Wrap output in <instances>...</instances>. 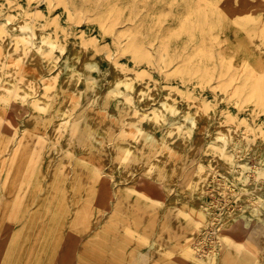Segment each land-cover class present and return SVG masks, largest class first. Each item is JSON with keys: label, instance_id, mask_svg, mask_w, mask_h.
Returning a JSON list of instances; mask_svg holds the SVG:
<instances>
[{"label": "rangeland", "instance_id": "374dc122", "mask_svg": "<svg viewBox=\"0 0 264 264\" xmlns=\"http://www.w3.org/2000/svg\"><path fill=\"white\" fill-rule=\"evenodd\" d=\"M20 18L41 27L37 42L25 59L7 55L3 67L15 64L16 83L26 76V87H40L42 95L59 78L49 107L38 106L41 95L34 93L35 105L21 119L14 106L19 86L13 97L0 96V264H169L194 217L175 219L182 207L168 203L163 185L148 176L163 144L146 141L148 129L139 135L144 118L129 91L99 87L100 71L114 60L127 74L159 83L160 92L177 88L188 116L204 109L249 118L250 148L264 134V78L251 73L247 65L257 59L246 47L264 34V0H0V28L10 30ZM177 116L148 124L166 140L164 128ZM64 118L67 129L55 132L53 122ZM186 140L183 163L172 160L183 187L199 165L187 156L195 134ZM128 142H136L130 154ZM132 165L142 175L121 182L116 174ZM237 206L241 216L219 264H262L264 206L242 195L233 200ZM154 241L174 253L152 255Z\"/></svg>", "mask_w": 264, "mask_h": 264}, {"label": "bare ground", "instance_id": "6f19581e", "mask_svg": "<svg viewBox=\"0 0 264 264\" xmlns=\"http://www.w3.org/2000/svg\"><path fill=\"white\" fill-rule=\"evenodd\" d=\"M244 9L245 6L243 5L238 10L242 13ZM40 28V26H36L27 21L25 22L24 18L17 19L13 28L10 30L0 28V96L6 97L9 94L11 95L12 88L15 85L19 86L17 90V97L19 100H16L17 103L16 105L14 104V106L18 107L17 113L20 119L21 116H25L27 109L35 105L33 100L34 93H38L39 96L41 95L38 97V106L48 108L50 103L54 100L53 97L58 90L56 84L59 77L54 75L56 73L53 74L56 81L50 85L49 91L44 93V96V94L42 95V89L40 90V87L32 89L26 87V76L21 75L19 77V82L16 83L18 80V78H16L18 69L15 64L9 62L6 69L3 67L7 55H13L20 59H25L27 55H29L31 47L37 42L36 37ZM42 41L45 43L46 39L42 38ZM64 45L62 49H64ZM246 48L248 56L251 57V59H257L247 65H250L251 73L255 76L256 80L264 78V76H261L264 74V61L261 60L264 58V34L261 32L260 35L255 37V41L254 39L250 40ZM108 63V67L100 71L102 83L99 87H109L113 90H119V87L123 86L124 90H128L133 98L134 104L138 107L137 113L139 115L143 114L142 117L144 118L139 124V135L144 130L147 131L148 129L146 141L151 139L163 144L152 165V168L154 169L156 167V170H153L154 172L148 176L163 185V190L168 195V203L182 207V217H175L177 221H183L185 223V220H190L192 219L191 217H194L195 220H190L189 222L194 225L192 228L190 227L179 234L180 238L178 239V245L180 247H178L177 250L179 252L175 258L170 260L169 264H219L221 255L223 254L225 240H227L229 236L228 232L235 227L238 218L241 216V209H239V206L231 207L233 200L242 195L247 200H251L253 205L259 204L264 206V134L260 133L261 139H258L256 143L252 145L250 144L249 148V146H246L247 136L249 135L252 124L248 121L249 118L239 117L231 111H229L230 115H226L224 111H222L221 115H218L212 110L205 112L204 109L195 113L194 116H188L187 109L181 110L179 107L180 99L178 97L179 91L177 88H167L165 91L160 92L159 83L156 81L150 84L149 81L141 78L142 75L127 74L121 69L118 61L113 60L108 61ZM78 67L79 68L76 69L77 71L80 70L78 72H84L82 71L85 70L83 61L78 63ZM13 95H11V97H13ZM5 99L9 100L10 98ZM129 101L130 100H128V102ZM205 101L207 106L212 103L207 97ZM150 105H152L151 110L146 111L147 107ZM170 112L178 116L177 120L171 121L164 128V131L167 132L165 140L156 130L151 129L148 123L149 120H158L162 122L165 118H168ZM213 119H215V123L212 124L211 121ZM24 122L26 123V120ZM64 122L68 123L69 119H56L53 122V124L56 125L55 132L60 133L64 128L67 129ZM191 133L195 134L196 140L187 156L189 155L193 160L199 158V165L196 168L197 172L193 182H190L191 186L183 187L181 185L182 183L180 184V181L177 179V175L174 174V171L180 170V168L179 166L176 167L174 163L172 164V160L178 158L182 160L183 163L184 156L181 152H185L189 144L186 137ZM135 143L136 142L126 143L128 147L127 154L131 153ZM110 149L112 150L111 152H113V148ZM249 149L250 151H248ZM39 159H41V157ZM165 159L166 162L164 161ZM65 167L68 168V166ZM140 168L141 167L138 168L134 165L128 166L124 173L121 174L119 172L120 175L116 174V176H118L119 180L123 183L134 182L142 175V173L138 171ZM192 172L195 173L194 170ZM167 178L171 182H169ZM77 182L79 181L77 180ZM77 182L74 181L73 184L75 183V186L79 185L80 183ZM105 184L104 190L109 189L110 180L106 179ZM184 186H186V184ZM207 195L212 198L210 200L205 199ZM72 199L75 200L74 197H72ZM88 203L90 204L91 202ZM81 216H83V214ZM88 227L90 228L92 226ZM97 236L99 238V235ZM194 240L196 242L195 245L189 244ZM108 241L109 240H107V243ZM259 243L261 246L260 260L261 263L264 264V236ZM73 244L72 247H74ZM209 247H211V250ZM122 251L124 252V250ZM133 251H135V249ZM150 251L152 255L159 257L174 253L168 245L166 247H161L158 241H154V243L150 245ZM198 258L203 260H198Z\"/></svg>", "mask_w": 264, "mask_h": 264}]
</instances>
